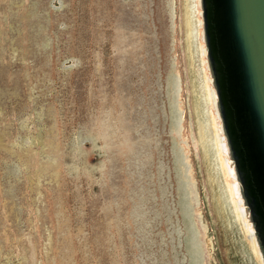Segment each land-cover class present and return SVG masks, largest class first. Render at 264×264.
Listing matches in <instances>:
<instances>
[{
  "label": "rangeland",
  "instance_id": "374dc122",
  "mask_svg": "<svg viewBox=\"0 0 264 264\" xmlns=\"http://www.w3.org/2000/svg\"><path fill=\"white\" fill-rule=\"evenodd\" d=\"M183 10L0 0V264H252L210 199Z\"/></svg>",
  "mask_w": 264,
  "mask_h": 264
},
{
  "label": "water",
  "instance_id": "95a60500",
  "mask_svg": "<svg viewBox=\"0 0 264 264\" xmlns=\"http://www.w3.org/2000/svg\"><path fill=\"white\" fill-rule=\"evenodd\" d=\"M220 112L264 244V0H202Z\"/></svg>",
  "mask_w": 264,
  "mask_h": 264
},
{
  "label": "bare ground",
  "instance_id": "6f19581e",
  "mask_svg": "<svg viewBox=\"0 0 264 264\" xmlns=\"http://www.w3.org/2000/svg\"><path fill=\"white\" fill-rule=\"evenodd\" d=\"M194 1L197 5L198 2H202V0H183V18L189 60V97L190 100L192 97V110L195 116V123L192 120L194 131L196 132L195 124L198 128V138L195 137V142L202 148L205 162L209 168L208 173L210 172L211 174L212 172L209 177L210 199H212L225 228L226 241L233 246L230 249L234 250L236 248V250L241 251L242 248L241 252L246 256L241 259L246 260L247 263L252 262L254 264V260L256 264H264V244L247 201L245 187L237 170L236 161L220 112L218 91L206 43L204 21L201 18L203 12L200 11L199 7L196 11ZM199 52H202L201 56H203L202 61L205 65V72H202L200 64L198 66L196 64L195 59L199 57ZM213 150H215L217 157L213 155ZM219 169L223 172L224 180L221 173H219ZM237 221L244 238L248 240V244L244 245L242 242L243 246L239 245L240 247H237L239 241L234 235L235 229L238 231ZM236 260L240 264L238 259Z\"/></svg>",
  "mask_w": 264,
  "mask_h": 264
}]
</instances>
